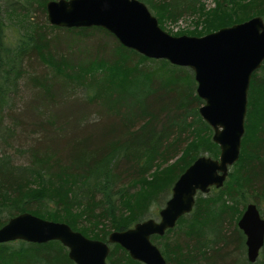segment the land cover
Here are the masks:
<instances>
[{
	"label": "trees",
	"instance_id": "1",
	"mask_svg": "<svg viewBox=\"0 0 264 264\" xmlns=\"http://www.w3.org/2000/svg\"><path fill=\"white\" fill-rule=\"evenodd\" d=\"M48 1L0 0V228L31 212L107 241L157 218L179 176L199 156L217 158L219 147L191 68L127 48L99 26H54ZM142 1L173 35L185 33L168 23L185 16L197 17L201 29L189 34L197 36L264 20V0ZM247 99L240 156L223 185L199 193L175 228L152 236L168 264L250 263L237 221L248 203L264 217V60ZM110 247L108 264H144ZM0 264L76 263L60 241L16 240L0 243Z\"/></svg>",
	"mask_w": 264,
	"mask_h": 264
},
{
	"label": "water",
	"instance_id": "2",
	"mask_svg": "<svg viewBox=\"0 0 264 264\" xmlns=\"http://www.w3.org/2000/svg\"><path fill=\"white\" fill-rule=\"evenodd\" d=\"M46 10L54 26H99L127 48L191 68L197 94L204 101L199 112L212 127V141L218 145L219 155L199 156L186 168L157 218L114 230L107 241L87 237L68 223L24 212L0 228V243L57 240L76 264H108L110 244L116 243L134 260L168 264L152 236H162L175 228L179 219L193 210L197 195L209 193L212 187L220 188L229 168L239 159L250 79L264 60V20L257 15L202 36L173 35L161 27L142 0H50ZM237 226L245 236L247 260L253 263L264 245V217L255 203L245 206Z\"/></svg>",
	"mask_w": 264,
	"mask_h": 264
},
{
	"label": "rangeland",
	"instance_id": "3",
	"mask_svg": "<svg viewBox=\"0 0 264 264\" xmlns=\"http://www.w3.org/2000/svg\"><path fill=\"white\" fill-rule=\"evenodd\" d=\"M204 1L207 4V6H209V7H212L214 5L213 0H204ZM196 20H197V17L194 18L193 16H185L176 22H173V23L169 22L168 26L170 29H172L174 31L173 33L190 34L195 29H199V30L201 29L200 26L197 27ZM16 29L17 28L14 26H11V24L8 25V28H7L8 37L7 38L10 42H14L17 39L18 31ZM37 67L39 70L48 69V71H50L49 67L46 64L38 65ZM251 135H252V133H249L246 140L252 139ZM262 208H264V207H262ZM262 252H263V250H262ZM258 258H259V262H261L264 259L261 256V253H260ZM257 260L255 262L249 263V264H259V263H257Z\"/></svg>",
	"mask_w": 264,
	"mask_h": 264
}]
</instances>
